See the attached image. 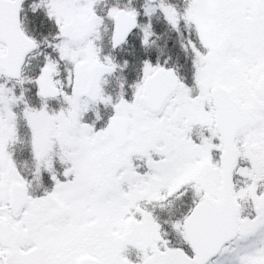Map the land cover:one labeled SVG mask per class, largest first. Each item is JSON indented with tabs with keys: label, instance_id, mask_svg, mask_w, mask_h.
Returning a JSON list of instances; mask_svg holds the SVG:
<instances>
[{
	"label": "snow or ice",
	"instance_id": "snow-or-ice-1",
	"mask_svg": "<svg viewBox=\"0 0 264 264\" xmlns=\"http://www.w3.org/2000/svg\"><path fill=\"white\" fill-rule=\"evenodd\" d=\"M0 264H264V0H0Z\"/></svg>",
	"mask_w": 264,
	"mask_h": 264
}]
</instances>
